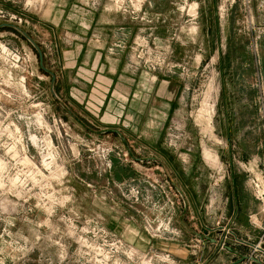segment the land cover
Listing matches in <instances>:
<instances>
[{"label":"rangeland","instance_id":"rangeland-1","mask_svg":"<svg viewBox=\"0 0 264 264\" xmlns=\"http://www.w3.org/2000/svg\"><path fill=\"white\" fill-rule=\"evenodd\" d=\"M99 1L89 0L87 10L97 11ZM104 1L107 11L148 23L131 6ZM205 1L210 20L194 0L173 4L171 47L134 37L129 70L172 81L180 92L157 152L132 135L129 152L105 131L103 100L84 98L82 85L52 87L41 70L35 47L43 67L59 71L53 0H0V26H9L0 29V264H194L206 241L196 233L225 236V245L252 254L264 229L250 217L260 214H248L249 231L239 229L229 180L232 169L250 186L247 171L260 180V164H230L222 98L223 91L252 96L257 117L242 107L238 124L264 123V0ZM67 33L58 35L62 47L74 39ZM181 40L187 48L175 52ZM119 47L114 42L110 52ZM156 155L172 159V181L155 164L133 159ZM181 221L194 235L184 237Z\"/></svg>","mask_w":264,"mask_h":264},{"label":"crops","instance_id":"crops-1","mask_svg":"<svg viewBox=\"0 0 264 264\" xmlns=\"http://www.w3.org/2000/svg\"><path fill=\"white\" fill-rule=\"evenodd\" d=\"M176 1L148 0L141 13L148 19V23H136L124 15L107 11V1L104 0L99 1L101 7L97 11L87 10L89 0H53V52H56L59 61L55 64L59 71L51 73L43 67V63H40V67L42 65L45 71L41 70L51 77L52 87L54 84L82 85L86 91L84 98L95 100L98 96L103 100L101 122L106 126L105 131L117 134L129 152V135H132L138 145L155 150L165 129L166 118L177 109L180 91L176 83L165 80L159 82L156 77L135 74L128 68L130 46L137 35L143 34L150 37L152 43L164 42L163 45L171 47L175 20L173 4ZM194 3L199 6L201 19L210 20L204 16L206 1L194 0ZM214 14L213 12V18ZM182 22L181 20L180 23ZM183 24H180L179 29L184 35ZM63 32H68V36L74 38L64 47L58 37ZM201 33L204 34L203 29ZM114 42L119 43L120 47L111 53L110 48ZM186 48L187 44L181 40L179 45H175L174 51L184 53ZM53 96L56 97L54 93ZM252 100V96L248 98L244 94H235L234 97L233 93L223 91L228 158L230 164L236 159L246 163L255 162L260 164L259 170L264 172V123L238 124L240 114L237 112L242 107L255 116L256 108L251 103ZM77 102L80 104V101ZM120 105L123 109H120ZM133 159L136 163L155 164L173 180L172 170L168 166L172 164L171 158L156 155L153 158ZM229 181L233 216L239 229L245 233L249 231L245 228L248 214L258 211L260 220L264 221V213H261V207L251 198L252 190L249 183H244L242 176H237L231 169ZM173 183L178 188L175 181ZM188 192L189 196L195 195L191 190ZM184 195L186 197L187 194ZM199 195L202 196V193ZM186 210L184 208L183 211ZM179 226L184 231L185 238L194 235L195 230L187 223L181 221ZM240 237L244 239L243 235ZM214 239L215 237H211L201 243L194 264H237L245 257V249L230 244L226 250H221ZM250 240L254 242L255 239Z\"/></svg>","mask_w":264,"mask_h":264},{"label":"built area","instance_id":"built-area-1","mask_svg":"<svg viewBox=\"0 0 264 264\" xmlns=\"http://www.w3.org/2000/svg\"><path fill=\"white\" fill-rule=\"evenodd\" d=\"M113 2L115 5L119 6L118 8L119 10L123 9L124 7L131 6L132 13L140 15L142 13L143 7L146 4L147 0H115ZM148 52H149V49H148ZM147 62L148 61H146V63ZM245 165L247 166L249 165V163H245ZM247 173H248V176L250 177V184H251L250 188L252 190V193H255V195L260 199L261 205H262L261 213H264V172L260 171L261 173L260 180H257L256 177H252V174L249 173L248 171ZM250 222L254 224L255 226H259L261 229H264V221H261L258 218V215L251 216ZM208 235L209 234H206V236H202L201 234L196 233L198 242L201 243L203 240H206V241L209 240ZM225 239H226L225 236H220L214 239L215 243H217V245L220 247L221 250H226L227 248V245H225V242H224ZM240 243L244 244L243 242H240ZM262 243H264V234H262V236L260 237L258 244L256 246H252L253 248L252 254L249 256H245L237 264H256L254 260L258 261L260 264H264V248L261 247Z\"/></svg>","mask_w":264,"mask_h":264},{"label":"water","instance_id":"water-1","mask_svg":"<svg viewBox=\"0 0 264 264\" xmlns=\"http://www.w3.org/2000/svg\"><path fill=\"white\" fill-rule=\"evenodd\" d=\"M6 27H9V26H8V25H1V26H0V29H1V28H6ZM25 37H26V39H27L28 41H31L30 38H28L27 36H25ZM35 49H36V51H37V53H38L40 63H42V54H41V52L39 51V49H38L37 47H35ZM41 69H42L43 71H45V69L42 67V65H41ZM254 262H255L256 264H260L258 261H255V260H254Z\"/></svg>","mask_w":264,"mask_h":264}]
</instances>
